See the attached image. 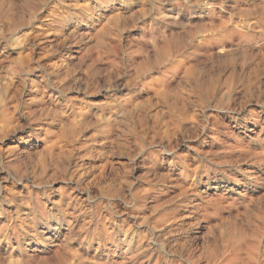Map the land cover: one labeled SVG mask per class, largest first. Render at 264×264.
<instances>
[{
    "label": "rangeland",
    "instance_id": "rangeland-1",
    "mask_svg": "<svg viewBox=\"0 0 264 264\" xmlns=\"http://www.w3.org/2000/svg\"><path fill=\"white\" fill-rule=\"evenodd\" d=\"M8 1L0 264H264V0Z\"/></svg>",
    "mask_w": 264,
    "mask_h": 264
},
{
    "label": "bare ground",
    "instance_id": "bare-ground-1",
    "mask_svg": "<svg viewBox=\"0 0 264 264\" xmlns=\"http://www.w3.org/2000/svg\"><path fill=\"white\" fill-rule=\"evenodd\" d=\"M93 1H94V0H93ZM3 2H4V0H3ZM8 2H10V0H9ZM1 3H2V2H1ZM0 5L2 6V4H0ZM84 5H85V4H84ZM3 6H4V5H3ZM6 6H7V5H6ZM6 6H5V7H6ZM11 6H12V5H11ZM22 6H23V5H22ZM98 6H99V5H98ZM206 6H207V5H206ZM69 7H70V6H69ZM120 7H121V6H120ZM75 8H76V7H75ZM0 9H3V7L0 8ZM9 9H10V8H9ZM73 9H74V7H73ZM79 9H80V8H79ZM111 9H112V8H111ZM5 10H6V9H5ZM99 11H100V10H99ZM99 11H98V12H99ZM103 11H104V10H103ZM263 11H264V10H263ZM0 12H1V11H0ZM115 12H116V11H115ZM166 12H167V11H166ZM1 13H2V12H1ZM1 13H0V14H1ZM99 13H100V12H99ZM101 13H102V12H101ZM168 13H169V12H168ZM2 14H3V13H2ZM4 14H5V13H4ZM6 14H7V13H6ZM88 14H89V13H88ZM72 15H73V14H72ZM260 15H261V14H260ZM10 16H11V15H10ZM10 16H9V17H10ZM95 16H96V15H95ZM4 17H5V16H4ZM12 17H13V16H12ZM20 17H21V16H20ZM74 17H75V16H74ZM101 17H102V16H101ZM7 19H8V18H7ZM22 19H23V18H22ZM1 21H2V19H1ZM1 21H0V23H1ZM5 21H6V19H5ZM14 21H15V20H14ZM78 21H79V20H78ZM113 21H114V20H113ZM102 22H103V21H102ZM114 22H115V21H114ZM121 23H122V22H121ZM117 24H118V23H117ZM11 25H12V23H11ZM122 25H123V24H122ZM3 26H4V25H3ZM6 26H7V24H6ZM71 26H72V25H71ZM85 26H86V25H85ZM118 26H119V25H118ZM81 27H82V26H81ZM2 28H3V27H2ZM4 28H5V27H4ZM83 28H84V27H83ZM117 28H118V27H117ZM114 29H115V28H114ZM2 30H3V29H2ZM6 30H7V29H6ZM8 30H9V29H8ZM3 31H4V30H3ZM3 31H2V32H3ZM115 31H116V30H115ZM117 31H118V30H117ZM119 31H120V30H119ZM82 32H83V31H82ZM4 34H5V33H4ZM11 34H12V33H11ZM76 35H77V34H76ZM12 36H13V35H12ZM12 36H11V37H12ZM9 37H10V36H9ZM11 37H10V38H11ZM0 38H1V37H0ZM86 39H87V38H86ZM123 39H124V38H123ZM6 42H7V40H6ZM9 44H10V43H9ZM5 45H6V44H5ZM3 48H4V47H3ZM8 48H9V47H8ZM223 50H224V49H223ZM223 50H222V51H223ZM222 51H221V52H222ZM7 52H8V51H7ZM227 53H230V52H227ZM1 54H2V53H1ZM7 54H8V53H7ZM64 64H65V63H64ZM59 66H60V65H59ZM60 67H61V66H60ZM60 67H59V68H60ZM43 68H44V67H43ZM55 68H56V67H55ZM39 69H40V68H39ZM55 71H56V70H55ZM63 72H64V71H63ZM65 72H66V71H65ZM160 91H162L161 88H160ZM5 94H6V93H5ZM163 94H164V93H163ZM3 101H4V100H3ZM119 101H120V100H119ZM0 105H1V104H0ZM4 105H5V103H4ZM1 106H3V105H1ZM1 116H2V115H1ZM1 119H2V118H1ZM3 119H4V118H3ZM30 121H31V120H30ZM5 123H6V122H5ZM7 123H8V122H7ZM7 125H8V124H7ZM1 129H2V128H1ZM34 129H35V128H34ZM11 130H12V129H10V132H11ZM23 131H24V130H23ZM7 132H8V131H7ZM11 133H12V132H11ZM13 133H15V132H13ZM7 134H8V133H7ZM2 135H3V133H2ZM0 136H1V135H0ZM8 136H9V135H8ZM13 136H14V135H13ZM15 137H16V136H15ZM1 139H2V138H1ZM22 139H23V138H22ZM0 141H1V140H0ZM1 142H2V141H1ZM18 143H19V142H18ZM25 144H26V143H25ZM28 144H29V143H28ZM39 145H40V144H39ZM0 146H1V145H0ZM25 147H26V146H25ZM8 148H9V147H8ZM9 149H10V148H9ZM6 150H7V149H6ZM11 150H12V149H11ZM17 151H18V150H17ZM11 152H12V151H11ZM22 153H23V152H22ZM9 154H10V153H9ZM11 154H12V153H11ZM15 155H16V154H15ZM55 223H56V222H55ZM56 225H57V224H56ZM55 227H56V226H55ZM53 228H54V227H53ZM58 229H59V228H58ZM54 230H55V229H54ZM56 233H57V232H56ZM46 234H47V233H46ZM46 234H45V235H46ZM51 235H52V234H51ZM57 240H58V239H57ZM45 241H46V240H45ZM38 242H39V241H38ZM39 245H40V244H39ZM50 248H51V247H50ZM37 249H38V248H37ZM119 252H120V251H119ZM135 252H136V251H135ZM44 255H45V254H44ZM40 262H42V261H40Z\"/></svg>",
    "mask_w": 264,
    "mask_h": 264
}]
</instances>
